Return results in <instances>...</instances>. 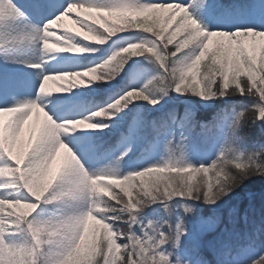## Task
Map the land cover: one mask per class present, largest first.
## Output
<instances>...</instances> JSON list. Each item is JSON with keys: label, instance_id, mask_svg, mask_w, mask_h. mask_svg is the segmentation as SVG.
Listing matches in <instances>:
<instances>
[{"label": "snow or ice", "instance_id": "obj_1", "mask_svg": "<svg viewBox=\"0 0 264 264\" xmlns=\"http://www.w3.org/2000/svg\"><path fill=\"white\" fill-rule=\"evenodd\" d=\"M126 77L101 104L48 87ZM257 178L264 0H0V264H264V190L232 202Z\"/></svg>", "mask_w": 264, "mask_h": 264}, {"label": "trees", "instance_id": "obj_2", "mask_svg": "<svg viewBox=\"0 0 264 264\" xmlns=\"http://www.w3.org/2000/svg\"><path fill=\"white\" fill-rule=\"evenodd\" d=\"M191 12V10H190ZM87 14V13H85ZM91 15L95 16L97 14L92 13ZM62 23L72 31V33H80V35L77 37L78 39H84V33L83 30H81L78 25L74 24L70 17L64 18ZM97 26L101 23L100 21H97ZM84 42H91L90 40H84ZM129 42H134L133 37L126 36L124 39H116L114 42H110V44H106L103 46H96L99 48V51L95 53V55L86 54L87 58L85 56L81 55H74V54H60L55 61L62 60L64 62L63 69L64 71H70V70H77L79 68L93 66L99 63H102L104 60L109 58V56L116 51L118 48L125 46ZM141 64H144V61L140 60ZM120 78L118 77L117 80ZM137 79L146 80V75H138ZM58 85L62 84L63 81H56ZM129 83L128 78L126 77L123 81H121V84H117L116 81L112 82V85L108 84H93L91 88L88 89H76L73 90L71 93H62L61 100L70 101L74 96H78L79 99L87 102V101H93L96 104H101L105 100L108 99V96L111 94L113 88L119 89L121 85H127ZM211 109H208L206 111H203L201 113L202 119H208L211 116ZM88 134L97 135L98 133H93L91 130H88ZM254 138V133L252 134ZM25 143L26 138L24 137ZM200 176L195 177L194 183L198 182L200 180ZM249 190H254L256 192H260L264 190V179L257 178L253 180L250 183H247L246 185L242 186V188L238 189L237 192L234 194L232 198V202L235 203L236 200L241 199L244 197L245 193ZM257 205L259 206V200L257 201Z\"/></svg>", "mask_w": 264, "mask_h": 264}, {"label": "rangeland", "instance_id": "obj_3", "mask_svg": "<svg viewBox=\"0 0 264 264\" xmlns=\"http://www.w3.org/2000/svg\"><path fill=\"white\" fill-rule=\"evenodd\" d=\"M50 69L48 68L49 71H61L60 69H57V68L55 70H53L52 68H50ZM16 71L19 72L20 74H22L24 76V78L28 77V76L29 77L36 76V73L34 71L26 69L23 66H18L16 68ZM36 82H38V81H36ZM48 87L53 93V99L60 97L61 94H58L60 92V89L54 81H50ZM51 108H52V105L50 104L49 107L46 108L45 110L50 112ZM40 119L41 120L43 119L42 114L40 115ZM32 123L33 124L35 123V114H34ZM61 163H62V160L60 158H58L56 161L53 162L52 169L49 173V178H51V176L55 175V173L59 170Z\"/></svg>", "mask_w": 264, "mask_h": 264}]
</instances>
